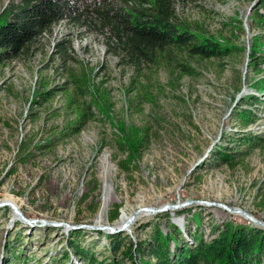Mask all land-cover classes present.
<instances>
[{"label": "rangeland", "instance_id": "1", "mask_svg": "<svg viewBox=\"0 0 264 264\" xmlns=\"http://www.w3.org/2000/svg\"><path fill=\"white\" fill-rule=\"evenodd\" d=\"M8 1L0 0V8ZM255 1L177 0L180 19L198 22L208 36L220 41L231 39L246 49L226 58L224 71L217 63L201 66L200 77H185L173 86L168 83L167 72L162 71L165 92L156 106L145 104L144 115L134 113L127 102L125 88L132 70L123 69L118 56L110 52L107 35L93 27L61 21L52 32L44 34L42 49L29 60L17 59L3 67L0 201H14L34 223L21 221L10 205L0 206V264H21L24 257L28 264H86L71 247L73 231L80 233L74 238L81 246L100 260H122L123 248L111 251L109 234L124 233L126 244L147 238L152 232L148 225L155 223H160L165 232L174 223L188 238L187 226L209 238L212 225L226 220L257 225L220 206L190 202L175 212L167 209L140 215L131 226L118 231L130 214L144 206L161 207L201 199L241 207L264 220V205H259L264 199V146L256 148L235 168L215 161L213 153L216 146L225 143L223 134L239 129L232 111L242 95L254 92V74L247 65V52L253 36L263 31L252 24ZM64 35L73 40L76 56L96 67V80L106 81L113 105L112 119L91 120L78 134L61 140L55 134L72 119L59 109L63 96L58 94L40 106L33 99L38 70L47 61L53 44ZM110 42L114 44V38ZM44 74H52L51 69L44 70ZM9 86L12 92L8 91ZM59 111L61 115H56ZM257 112L258 121L247 130L264 133V105ZM144 120L152 128L151 146L135 158L132 172H123L117 163L126 156L118 149L117 135L123 134L120 122L128 126L140 125ZM22 139H28L32 145H50L35 150L28 164H19L16 153ZM117 204L121 205L119 215L112 221L110 216ZM53 222L105 225L115 231L68 228ZM123 260L129 264V260Z\"/></svg>", "mask_w": 264, "mask_h": 264}, {"label": "trees", "instance_id": "2", "mask_svg": "<svg viewBox=\"0 0 264 264\" xmlns=\"http://www.w3.org/2000/svg\"><path fill=\"white\" fill-rule=\"evenodd\" d=\"M251 20L255 28L263 29L253 36L247 52V65L254 74L251 83L254 92L242 95L232 111L239 129L223 134L225 143L213 151L215 161H224L231 168L264 146V133L247 130L260 117L257 108L264 105V0L255 1ZM61 21L93 27L107 35L110 52L118 56L123 69L132 70L125 88L127 102L140 115L145 114L146 103L156 106L165 92L162 71L167 72L168 83L173 86L185 77H200V69L209 64L217 63L224 71L227 65L224 60L239 49H246L231 39L220 41L208 36L198 22L180 19L177 0H9L0 8V72L14 60L34 56L42 49L44 34L52 32L53 26ZM112 38L114 44L110 42ZM46 69H51L52 74H44ZM95 69L76 56L68 35L53 44L47 61L38 70L33 103L40 106L58 94L63 96L59 109L72 119L61 132L54 133L55 137L64 140L78 134L91 120L112 119L110 89L105 80H96L99 74ZM8 91H13L10 86ZM149 123L144 120L140 125L126 126L120 122L123 134L117 135L118 149L121 155H126L116 158L121 171L132 172L135 158L150 148ZM48 145L49 142L32 145L28 139H22L16 153L18 163L28 164L35 150ZM259 205H264V199ZM120 208L117 204L110 216L112 221L118 218ZM148 226L152 228L151 234L136 243L125 244L124 233L109 234L111 251L123 248V259L129 260V264H264V228L255 224L226 220L212 225L209 238L187 226L188 238L174 223L169 224L166 232L160 223ZM78 235V231L72 232L71 247L86 264H125L123 259L100 260L81 246L74 238ZM21 264H28L26 257Z\"/></svg>", "mask_w": 264, "mask_h": 264}, {"label": "water", "instance_id": "3", "mask_svg": "<svg viewBox=\"0 0 264 264\" xmlns=\"http://www.w3.org/2000/svg\"><path fill=\"white\" fill-rule=\"evenodd\" d=\"M190 202H197V203H202V204H206V205H214V206H220L232 213H238L243 215L244 217L248 218L249 220L253 221L254 223H256L259 226L264 227V220L258 219L256 218L254 215H252L250 212H248L247 210H245L244 208L241 207H230L227 204L224 203H220V202H209L206 200H189V201H185V202H181V203H175V204H165L161 207H151V206H144L141 207L139 209H137L136 211H134L132 214H130V216L123 221L122 225L119 227L118 231H122L124 229H126L127 227L131 226V224L134 222V220L139 216V214L145 212V213H157V212H164L167 209L170 208H179L182 206L187 205ZM5 205H10L12 207V210L14 211L16 217H18L21 221L26 222V223H34V220H30L28 219L23 212L21 211V209L13 202L11 201H0V206H5ZM43 223L48 224V221L43 220ZM55 225H64L67 226L68 228H77V227H87V228H92V229H110L111 231H115L114 227L111 226H105V225H79V226H72L68 223L65 222H57L54 223Z\"/></svg>", "mask_w": 264, "mask_h": 264}, {"label": "bare ground", "instance_id": "4", "mask_svg": "<svg viewBox=\"0 0 264 264\" xmlns=\"http://www.w3.org/2000/svg\"><path fill=\"white\" fill-rule=\"evenodd\" d=\"M2 201H10V200H2ZM11 202H13V203H15L14 201H11ZM16 204V203H15ZM17 205V204H16ZM18 206V205H17ZM19 207V206H18ZM20 208V207H19ZM21 209V208H20ZM176 209H179V208H170V210H172V211H176ZM228 211V210H227ZM23 212V211H22ZM228 212H230V211H228ZM24 213V212H23ZM232 213V212H231ZM143 214H150V213H145V212H143L142 214L140 213L139 214V216L140 215H143ZM155 214V213H154ZM233 214H238V213H233ZM239 215V214H238ZM241 215V214H240ZM24 223H26V222H24ZM26 224H28V225H30L29 223H26ZM100 224H102V223H100ZM68 229V228H67ZM97 230V229H96Z\"/></svg>", "mask_w": 264, "mask_h": 264}]
</instances>
